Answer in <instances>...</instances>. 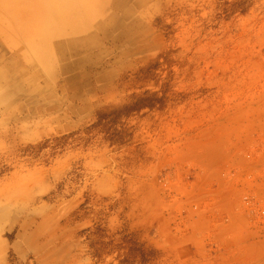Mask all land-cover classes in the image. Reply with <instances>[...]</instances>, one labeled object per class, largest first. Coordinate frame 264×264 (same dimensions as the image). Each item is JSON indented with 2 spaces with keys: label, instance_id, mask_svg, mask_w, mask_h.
Instances as JSON below:
<instances>
[{
  "label": "rangeland",
  "instance_id": "obj_1",
  "mask_svg": "<svg viewBox=\"0 0 264 264\" xmlns=\"http://www.w3.org/2000/svg\"><path fill=\"white\" fill-rule=\"evenodd\" d=\"M86 8L0 114V264H264V0Z\"/></svg>",
  "mask_w": 264,
  "mask_h": 264
},
{
  "label": "crops",
  "instance_id": "obj_2",
  "mask_svg": "<svg viewBox=\"0 0 264 264\" xmlns=\"http://www.w3.org/2000/svg\"><path fill=\"white\" fill-rule=\"evenodd\" d=\"M30 1L32 7L28 10L30 17L27 18L26 23V8L29 7L28 2ZM57 1L64 2L61 4L63 8L57 6ZM45 2H47V7L41 8V3ZM124 2L127 3V0H115L118 7H122ZM72 3H78L79 7L73 6ZM86 4L87 0H0L1 118L6 115L11 117L24 115L25 111L22 109V105L24 104L25 82H32L39 78L38 72L32 67V58L42 64L46 70H51L52 57H54L51 46H53L56 57L62 62H66L61 71L64 74L73 72V70L65 68L75 63L70 60L81 59L83 50L86 52L88 47V36L83 35L85 26L82 22L76 23L78 18L90 15ZM42 18L46 23H41L40 19ZM116 21L119 20L111 17L98 28H108ZM41 29L45 33L41 38L38 34L37 39L33 42L29 41L28 36L26 39V33H36L37 31L40 33ZM76 33L80 35L74 36ZM56 40L58 42L55 43ZM58 48H61L62 52L59 53ZM79 48L83 49L82 52H79L78 56L73 55V51H78ZM72 79L69 77L68 81L66 80L69 86ZM29 86H34V84ZM33 102L35 103V101H31L30 104L33 105ZM39 102L38 98L36 103ZM41 112H43L41 108L28 110V119ZM21 120L24 122L25 118L22 117Z\"/></svg>",
  "mask_w": 264,
  "mask_h": 264
},
{
  "label": "bare ground",
  "instance_id": "obj_3",
  "mask_svg": "<svg viewBox=\"0 0 264 264\" xmlns=\"http://www.w3.org/2000/svg\"><path fill=\"white\" fill-rule=\"evenodd\" d=\"M23 23H24V22H23ZM58 52H59V53L62 52V49H61V48H60V49L58 48Z\"/></svg>",
  "mask_w": 264,
  "mask_h": 264
}]
</instances>
